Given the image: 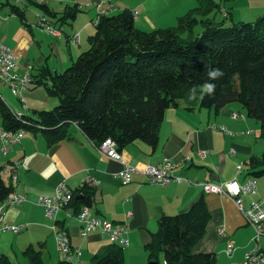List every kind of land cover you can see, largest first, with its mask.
Wrapping results in <instances>:
<instances>
[{
  "label": "crops",
  "instance_id": "crops-1",
  "mask_svg": "<svg viewBox=\"0 0 264 264\" xmlns=\"http://www.w3.org/2000/svg\"><path fill=\"white\" fill-rule=\"evenodd\" d=\"M146 1L114 0L117 7L114 12H137L134 23L141 30L171 27H162L166 23L156 17H160V13L155 6L145 4ZM64 2L77 4L81 11L67 24V29L62 27L64 23L53 22V18L52 25L62 31L59 37L49 35L50 40L43 34V28L42 32L35 27V32L32 25L27 23V32L23 30L16 37L8 27V21H15L14 18L2 16L0 42L15 55L17 71L29 66L31 76L40 67H47L50 72H61L87 48L88 36L93 34L99 15L98 0ZM170 2L168 5L173 7ZM49 3V0L45 2L52 11H61L54 8L53 3ZM192 7L194 4L188 11ZM172 10L175 18L188 12L180 6ZM164 11L169 13L166 9ZM224 11L225 7L222 8V14H225ZM155 17L157 22L154 21ZM73 33L79 35L78 44L70 41ZM34 44L36 48L32 47ZM5 89L8 87L0 82L1 97L12 110L20 113L30 114L32 110L47 109L57 102L55 97L46 93L42 85L33 81L22 92L23 101L12 95L8 89L15 100L9 98L4 93ZM233 112L239 114L238 118L232 117ZM248 118L246 113L241 114L234 102L218 111L212 107H199L197 101L189 105L185 99L178 100L176 106L168 107L154 148L137 140L119 150L122 159L138 169H143L148 164H158L164 159L171 160L174 164L171 173L181 180H172L165 185L149 181L140 172L133 173L128 183L121 182L117 173L123 168L122 163L101 152L96 143L74 124L68 128L69 135L66 139L52 144H46L39 133L25 132L5 154L0 148L2 166L4 163L18 162L12 192L23 197L19 204L2 209V221L9 225L24 224L17 233L0 232V254L7 256L13 264L12 256L15 257L17 252L21 253L27 245L38 248L40 244L41 259L46 264H56L61 260L63 257L55 248L54 234L50 228L52 222L44 217L43 208L37 204L36 199L39 195H52L55 185L61 181H65L71 189H77L89 176L97 182L94 186L86 184L94 190L90 212L125 229L128 245L123 248L124 264H147L145 245L150 241L151 234L157 230L158 218L163 214L172 215L186 210L200 196L205 198L210 219L203 238L194 247V252L216 253V264H230L234 253L239 254L242 260L252 244V228L230 196L205 192L203 184H221L233 179L242 182L249 177L244 163L251 156H260L262 151L259 154L260 151L251 143L254 126L250 125ZM220 126H224L225 131L219 129ZM200 150L207 152L204 157L198 156L197 152ZM239 162L243 163V170L237 174L236 165ZM4 180L10 182V171L4 174ZM263 194L264 179H257V190L252 198ZM249 199L250 197H246V202ZM0 206H3L1 202ZM72 212L71 216H66L65 211H59L55 224L67 230L71 250L79 248L81 263H85L95 254L102 253L111 241L100 229L82 237L81 224L74 210ZM219 227L224 228L225 235L218 233ZM228 243L234 248L231 256L225 253ZM70 261L79 264L77 260Z\"/></svg>",
  "mask_w": 264,
  "mask_h": 264
},
{
  "label": "trees",
  "instance_id": "trees-1",
  "mask_svg": "<svg viewBox=\"0 0 264 264\" xmlns=\"http://www.w3.org/2000/svg\"><path fill=\"white\" fill-rule=\"evenodd\" d=\"M29 1L56 22L69 23L81 10L72 4L57 13L45 3ZM196 1V7L178 17L176 26L150 31L137 28L129 10L98 15L88 47L76 60L61 72L40 67L32 75L35 84L56 98V104L24 114L12 110L0 95V128L39 133L46 144H52L66 139L74 124L96 145L110 138L118 150L137 140L154 148L165 110L185 99L189 105L197 101L199 107L215 111L239 103L246 116L259 123L264 140V12L255 20L225 25L227 11L217 21L210 14L222 11L228 0ZM4 7L26 27L19 7L11 0H0V9ZM195 24L202 27L197 36L192 35ZM186 31L190 34L181 38ZM215 68L223 76L210 80L208 72ZM205 83L215 85L211 96L202 92ZM193 89L195 98L190 99ZM244 165L247 175L264 177V149ZM2 169L0 162V202L4 203L13 186L4 180ZM93 195L86 185L74 189L70 205L74 213L83 205L91 206ZM209 219L203 196L184 211L161 215L145 245L147 264H216V253L194 252ZM21 253L28 264H46L40 244L38 248L27 245ZM123 262V247L110 242L102 253L81 264ZM0 264L11 262L0 254ZM56 264L76 263L62 258Z\"/></svg>",
  "mask_w": 264,
  "mask_h": 264
},
{
  "label": "built area",
  "instance_id": "built-area-1",
  "mask_svg": "<svg viewBox=\"0 0 264 264\" xmlns=\"http://www.w3.org/2000/svg\"><path fill=\"white\" fill-rule=\"evenodd\" d=\"M41 3H45L47 0H34ZM115 7L112 0H98L97 8L99 15H107L113 12ZM133 17L137 15V12H132ZM1 9H0V20ZM39 27H45L38 24ZM48 34L51 36L61 35V31L52 27H45ZM70 41L72 43H79L78 33H73ZM29 66H26L22 71H17L16 57L12 53L9 47L0 42V82L5 84L10 93L18 97L21 101L22 92L25 91L32 83V76L28 71ZM18 114V113H17ZM238 113L233 112L232 117L238 118ZM214 128V126H213ZM219 129L225 131L224 126H220ZM25 132L19 130H4L0 128V148L5 153L8 148L17 143L24 135ZM101 152L106 154L109 158L118 160L122 163L123 168L117 173V177L123 183H128L131 180V176L135 172H140L146 175L149 181L159 184H168L172 180H181L180 177L174 176L171 173V169L174 164L169 159H164L158 164H148L143 169H138L134 166L127 164L121 157L116 143L106 138L101 142ZM207 152L200 150L197 152L198 156L204 157ZM17 161H13L10 164L4 165V174L10 171V182L13 185L15 182V169L17 167ZM243 170V163L239 162L236 165V173L239 174ZM96 180L92 177H86L80 187L84 185L94 186ZM203 188L205 192H213L218 194H226L230 196L240 213L243 215L247 224L252 228L254 232V246L245 252L241 261H231L230 264H264V250L257 245L258 238L264 236V194L258 198H252L257 190V179L249 176L242 182H238L233 179L221 184L204 183ZM250 197L246 202L245 198ZM73 199V189H71L65 181L58 182L53 190L52 195H39L36 199L37 204L43 208V215L46 219L52 222L50 228L54 234L55 248L62 257L74 258L81 264L79 248L75 250H68L67 235L68 232L63 226H56V215L59 211H65L66 216L72 215L71 201ZM23 200V197L15 193H10L7 196V200L4 206H0V232L17 233L20 231L24 224L9 225L2 221V209L6 206L17 205ZM76 217L81 224L80 235L86 237L90 232L100 229L110 239L111 242L117 243L123 248L128 245V239L125 237V229L123 226H115L112 222L102 220L101 218L93 215L90 212V208L87 205L81 206ZM220 235H225L223 227L218 228ZM234 248L232 244L228 243L225 249L227 256H231Z\"/></svg>",
  "mask_w": 264,
  "mask_h": 264
},
{
  "label": "rangeland",
  "instance_id": "rangeland-1",
  "mask_svg": "<svg viewBox=\"0 0 264 264\" xmlns=\"http://www.w3.org/2000/svg\"><path fill=\"white\" fill-rule=\"evenodd\" d=\"M49 1H50V3H53V5L49 3L50 5H52L56 9L59 8V10H61V11L64 9V7L66 5H72L69 3H65L64 0L61 2H54L53 0H49ZM130 1L141 2L142 0H130ZM147 1L145 2V4H148L150 7L155 6L157 11L160 13L161 16L159 17L157 15L156 17L160 18V20H162L166 23V26H162V27H167V26L174 27L177 25L178 18H175L173 16V10H172L173 8L180 6V7L184 8L186 11H188L189 7L193 6V4H194V7H196V4H197L196 0H171V2H170V0H147ZM11 2L19 7V9L23 13L25 23L31 24L32 25L31 28H33V31L37 32V30L35 29V27H36L40 31L43 32L42 28H40L38 26V24L40 25L42 18L50 25V27H52L54 29H58L57 27H54L52 25V23H51L52 18L42 14V12L38 8H36V6L32 3V1H29V0H11ZM169 2L173 4V7L168 5ZM114 5H115V3H114ZM222 6L225 7V11H227V13H228V15L226 16V18L224 20L225 25H231L233 23L242 22V21L243 22L252 21V20H255L258 16H260L264 12V0H228L225 3H223ZM115 7H116V5H115ZM194 7H192V9ZM128 9H130V8H128ZM165 9L167 11H169L168 14L166 11H164ZM61 11H59V12H61ZM82 11H83V9H82ZM164 12H166V13H164ZM210 15L214 16L216 21L222 20L225 17V14H222L221 11L213 12ZM1 16L14 18L15 21H10V20L8 21V23H9L8 27H9V30H10L12 35L18 36L22 33L23 30H25L27 32L26 27L19 22L17 17H14L13 14L11 15L9 13V10L7 7H4L1 9ZM156 17H155L154 21L157 22L158 19ZM197 18L200 19V16L198 15ZM72 21H70V22H72ZM53 22H56L55 19H53ZM5 23L6 22L4 21L3 24H5ZM69 23H64L63 24L64 26H62V27L63 28L65 27V29H67V26H68L67 24H69ZM59 31H62V30H59ZM201 31H202V27L200 24L193 25V28H192V35L193 36H197L198 34H200ZM43 34H46V36L48 37L49 40L51 39V37H49V34L46 33L45 31ZM189 34L190 33H188L186 31L185 33H182L180 35V37L185 38ZM28 37H29V34H28ZM43 39H44V37H42V40ZM63 43H65V41H63ZM32 47L36 48V45L34 44ZM64 49L66 50V47H64ZM74 60H76V58ZM69 65H67L66 67H68ZM65 68H63V70ZM4 93L9 98H12L15 100V97H13L9 93L8 89L7 90L5 89ZM234 103L236 104L238 110L241 111V114H245L244 108L239 103H237V102H234ZM53 105H55V104H53ZM53 105L49 106L47 109L51 108ZM248 120L250 122V125L254 126V135H252L251 143L255 146L256 150L260 151L259 152V154H260L261 151L264 149V140L259 136V123L256 122L254 119H251V118H248ZM262 179H264V177L258 178L259 181ZM253 234H254V232H253ZM252 238H254V235L252 236ZM251 242H252V244H251L250 248H252L254 246V243H255L254 241H251ZM257 245H258V247H260L264 250V236L258 238ZM240 259H241V257H239V254L234 253L232 261H241ZM12 263L13 264H28V261L24 256L21 255V253L17 252L15 257L12 256Z\"/></svg>",
  "mask_w": 264,
  "mask_h": 264
},
{
  "label": "clouds",
  "instance_id": "clouds-1",
  "mask_svg": "<svg viewBox=\"0 0 264 264\" xmlns=\"http://www.w3.org/2000/svg\"><path fill=\"white\" fill-rule=\"evenodd\" d=\"M222 76H223V72L219 68L212 69L208 72V77L210 80H216ZM214 91H215L214 84L205 83L202 86V92L208 94L209 96L214 94ZM194 98H195V89H193L192 96L190 97V99H194Z\"/></svg>",
  "mask_w": 264,
  "mask_h": 264
},
{
  "label": "bare ground",
  "instance_id": "bare-ground-1",
  "mask_svg": "<svg viewBox=\"0 0 264 264\" xmlns=\"http://www.w3.org/2000/svg\"><path fill=\"white\" fill-rule=\"evenodd\" d=\"M34 1V0H33ZM35 2H37V3H41V2H38V1H35ZM43 4V3H42ZM115 7H113V12L115 11ZM112 14V13H111ZM40 25L41 26H45V27H50V25L42 18L41 19V22H40ZM45 27H40V28H43L47 33H48V31L46 30V28ZM59 37V36H58ZM19 131H22V130H19ZM22 132H24V131H22ZM97 147H98V149L101 151V144H99V145H97ZM5 154V153H4ZM2 171H3V173H4V166H3V169H2ZM6 202V201H5ZM5 202L4 203H2V205L4 206L5 205ZM67 243H68V250H71V245H70V239H69V236L67 235ZM70 259H73V260H76V259H74V258H65V260H67V261H70Z\"/></svg>",
  "mask_w": 264,
  "mask_h": 264
}]
</instances>
